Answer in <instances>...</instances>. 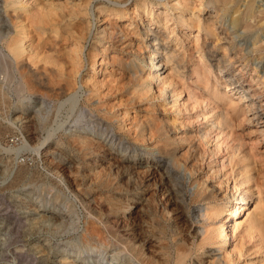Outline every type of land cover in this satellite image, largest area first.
<instances>
[{"label":"rangeland","instance_id":"1","mask_svg":"<svg viewBox=\"0 0 264 264\" xmlns=\"http://www.w3.org/2000/svg\"><path fill=\"white\" fill-rule=\"evenodd\" d=\"M143 1L17 0L19 7L22 5L17 8L21 16L14 22L20 21L29 33L24 40V61L44 65V58L55 56L57 73L73 86L65 98L74 94L76 106L73 110L67 103L61 106L64 99L48 97L50 91L44 88L18 90L17 80L7 83L0 66V264H100V251L106 254L105 260L116 264H143L147 257L156 264H175L180 253L184 264H264V59L249 53L254 43L264 39V20L258 22L259 31L252 38H236L242 53L250 54L244 60L247 66L242 75L260 97L253 100L255 109L248 106L249 99L238 104L232 112L236 115L232 136L223 143V137L217 139V131H211L210 124L212 115L219 112L216 102L223 108L230 102L227 98L217 101L226 91L225 84L215 81L214 73L206 79L201 65L192 63L198 56L193 55L197 28L182 31L180 21L168 23L167 28L173 30L169 45L178 49L181 59L185 57V69H181L184 78L172 73L173 85L166 93L156 82L146 91L135 88V82L147 74L150 49L134 34L136 28H142L138 18L132 26L126 20L134 18ZM151 1L156 4L152 15L161 20V29L166 16H183L190 25H197L201 19L203 29L198 39L211 43L212 50L221 54L226 44L222 31L226 26L232 33L231 20L240 14L232 12L233 16L218 19L211 27L214 14L206 6L198 7L196 0H189L187 7L178 5L177 0ZM248 1L240 2L241 11ZM263 3L256 0L255 11L263 9ZM0 9H5L4 0H0ZM116 12L119 14L113 16ZM37 21L47 26L67 25L85 37L75 40L64 32L56 35L51 29L41 34L32 26ZM8 23L7 27L0 26L1 31L15 32V24ZM140 32L143 35L144 31ZM1 49L8 53L6 47ZM230 63L232 69L240 64ZM164 71L163 76L169 73ZM237 96L232 98L240 102ZM150 123L162 127V140L167 139L172 149L169 156L156 152L148 132ZM139 131L146 136L144 140L139 139ZM84 140L97 144L83 152L78 147ZM55 167L59 170H53ZM19 170L27 172L22 181L15 180ZM99 176L112 181L109 192L99 186ZM243 178L248 179L247 187L255 194L237 221L239 227L231 244L208 243L207 229L220 222L207 220L203 214L207 208L231 202L235 194L232 186ZM206 196L210 199L203 200ZM94 197L102 205L120 208L111 213L120 223L117 242L102 226L97 236L92 233L99 224L92 225L94 218L88 213H95ZM251 217L256 228L247 231ZM226 219L224 215L220 221ZM15 221L26 225L8 244L4 228ZM80 251H84L82 255Z\"/></svg>","mask_w":264,"mask_h":264},{"label":"bare ground","instance_id":"2","mask_svg":"<svg viewBox=\"0 0 264 264\" xmlns=\"http://www.w3.org/2000/svg\"><path fill=\"white\" fill-rule=\"evenodd\" d=\"M241 1L242 0H196V1H194V3H196V5L198 7H205L206 6L214 14L212 16L210 14V16L212 18H214V22H212L211 27H215L218 24V19L222 18L221 21H223L224 17L228 18L232 12L235 14L238 12L240 13L239 16H236V17L234 16L235 18H232V20H231L232 28L234 29V31H232V33H229L228 29L225 28L226 26L224 27V29L222 31L223 33H222L221 39L226 43L225 45L222 46V54H221V51H220V53L217 51H213L212 50L213 47L211 46V43H207L206 40L203 41V43H201L200 40L198 39L199 33L203 29L202 25L200 23L201 19H199V22L197 25H195V24L190 25L188 23V20L185 19L183 16L177 17V18H173V17L169 18L166 16L165 25H162V26H164V30L161 29V26H160V24L162 23L161 20H159L158 18H155V16L152 15V11L156 7V4L151 0L150 1H148V0L143 1L141 6H137V10L135 11L134 18H131V19L128 18L126 20V21L130 22L129 26H132L134 24L135 18H138V21L140 22V25L142 28H136L135 27L137 29V31H134V34L136 35V37L140 36L141 40L145 44H147V47L150 49V54L148 56L149 65L147 66V72H146L147 74H146V76H143L142 79H140L139 81L136 80L137 82H135V88L138 89L140 92L146 91L150 83L156 82V83H158V85L162 84L164 86L163 92L166 93V91L169 89V87H171L173 85V83L171 81L172 73L173 74L176 73L179 77L181 76L182 78L185 77L183 72H181V69H185V65H184V58L185 57L183 59H181L180 55L178 53V49L177 48L173 49V47H171V45H169L170 38L173 37L172 36L173 30H170L169 28H167L168 23L173 21V24H175L178 21H180V26L182 28V31H184V30H188V31L191 30L192 31L193 28H197L198 33H197L196 38H195L194 43H193V50H194L193 55L198 54V56L192 58V61H193L192 63L197 62L198 64L201 65L202 69L204 70V75H206V79L209 77L210 74L214 73L215 81H217V82L220 81V82L225 84L224 86H225L226 91L224 92V94H221L220 96H218V98L217 97L216 98H217L218 102L219 101L221 102V100H223V98H227L230 102V103H228V105H229L228 108L220 107V105L216 102L215 106L219 110V112L217 114H213L212 115V122L210 121L211 124L209 122L210 127H211L210 129H212L211 131H213V129H215V131H217V139L222 136L224 139L223 143L226 140L228 141L229 138H231V136H232V134H231L232 130H230V129L233 126L232 123L234 121V117L236 116V115L234 116V113H232V112L235 111L238 104L241 102H245V101H247V99H249L248 101L251 103H249L250 105H248V106L251 107V109H255L254 107L256 104H255V101H253V100L260 97L258 93H254L253 92L254 90L251 89V83L250 84H248V82L246 83L242 73L245 71L246 66H247V63L244 62V60L247 58V55L257 54V55L262 57V60L264 59V39H262V41L260 43L257 42V43L253 44V48L249 52L250 54L249 53L244 54V53H242L243 49L238 48L240 46L237 45L236 38H239V40H240L241 38H245L248 36L251 37L256 31H259L257 24H258V22L264 20V8L260 9L259 11H255L256 0H249L244 6L245 9L241 11V6H240ZM262 1H264V0H262ZM188 2H189V0H177L178 5L185 6V7H187ZM4 5H5V9L4 10L0 9V26L1 27L2 26L7 27L9 25L8 22H11L12 25L15 24L14 29L16 28L15 32L12 29H7L6 31L3 32V31H1V28H0V63H1L0 66H1L2 74L4 75V78L7 79V83H8V80H11V81L17 80L18 90L22 89L23 92L25 89L30 90V91H34V90L37 91L38 88L47 89L50 91L49 92L50 94L47 92L49 95L46 94L48 97H55L58 101L61 99H64L62 102H60V105L61 106L64 104L66 105V103H67L68 106L71 108V110H73L76 106V101H75L76 99L74 97V94L73 95L68 94L69 96H67L65 98L66 92L68 90L72 89L73 86L71 85V82H69L68 79H67L68 80L67 81L66 79H64L63 75L57 73L56 70H58V69H56V67L58 66L59 62H58V60H56V58H54L55 56L50 55V56L44 58V60H43L44 65H36L34 63H30L31 61L29 62V64H27L24 61V56H25V52H26V47L24 46V40L28 37L29 33L25 31V26H23L20 21L17 24L14 22V21L18 20L19 17L21 16L20 14L17 13V8L22 7V5H20V7H19V5L17 4V0H4ZM165 6L167 7V4H165ZM262 6H264V3L262 4ZM9 9H14L13 13H11V11H9ZM107 11H109V10H107ZM118 14H119V12L113 13V16H117ZM248 15L251 16L252 19H254L253 20L254 24H252L248 21L249 20V19H247V18H249ZM231 16H233V15H231ZM198 18H200V17H198ZM222 24H224V23L221 22L220 25H222ZM32 26L37 31H40L41 34H45L48 31V29H51V31L53 33H55L56 35L60 34L61 32H64L66 34H69L68 35L69 37L75 38V40L82 39L85 37V34H83L81 32H80V34H77L72 29H69L67 27V25L64 28L60 27L58 24H54L53 26H51V25L47 26L44 24L43 21H37V22H33ZM208 28H210V26L204 28V30L207 31ZM174 29H176V28H174ZM262 29H263L262 31L264 34V26ZM141 30L144 31L143 35H141V33H142V32H140ZM214 34L215 33H212L211 36L216 35V34L215 35ZM215 37H216V39H218L217 38L218 36H215ZM202 44H205L206 48H203ZM2 46L6 47L8 53L3 52V50L1 49ZM229 52H230V55H229ZM227 57H229V58L227 59ZM230 61H235V63H240L239 67L236 69H232V64L230 63ZM49 63L52 65V67H48L47 64H49ZM96 65H97V63H95V65H94L95 68H96ZM132 65H134V64H132ZM132 65H131V67H132ZM164 69L169 70V73L167 75L163 76V74L165 73V71L163 72ZM197 70H199V68H196V70L194 72L197 73ZM96 71H98V68L95 69V72ZM253 71L257 72L256 69L255 70L253 69ZM75 73L77 74L78 70H77V72L75 70ZM0 76H1V74H0ZM70 76H73V74H71ZM72 81H73V77H72ZM262 81L264 82L263 77H262ZM74 84H76V83H73V85ZM14 85H16V84H14ZM17 86H16V88H17ZM1 92H2V90H1ZM42 92H45V90ZM26 93H27V91H26ZM229 93H232V95L229 96ZM214 94H216V92H214ZM43 95H45V94L43 93ZM235 95H238L236 99H238L240 102H235L233 100L232 96H235ZM214 102H215V100H214ZM57 107H58V105H57ZM258 107H261V106L258 105ZM85 108H87V106ZM213 108H212V110H213ZM242 121L244 123L246 120L243 119ZM58 124H60V123H58ZM61 125H59L57 128H59ZM147 126H149L148 132L150 135V140H152V141L154 140L153 144H154V148L157 150L156 152H158L160 155H162L164 157L169 156L172 153V149H171V145L167 141V139L162 140L164 137V131H163L162 127H160V126L158 127L156 125H153V123L151 125L147 124ZM226 131H228V132L226 133ZM103 134H105V133H103ZM207 134H208V131H207ZM138 135H140V137H141V138L137 137L139 139L144 140L146 137V136H144L142 131L141 132L139 131ZM109 136H110L109 134H106V138ZM112 139H113V135L110 136V140H112ZM160 139H161V141H160ZM150 140L148 139V141H150ZM139 141L141 142L142 140H139ZM232 141H234V140H232ZM76 142L79 143V141H77V140H76ZM93 143H91L90 141L84 140V142H80V145L75 144V143H73V144L75 146L79 145L78 149L80 151L84 152L88 149H91V147H95L93 145ZM221 145H222V143H221ZM75 146H74V148H75ZM219 146L220 145H217V147H219ZM99 147H100V145H99ZM94 149H93V151H94ZM100 150H102V149H100ZM91 158H93V157H91ZM170 160H172V159H170ZM118 165H121V164H118ZM58 167H59V165H58ZM58 167L53 168V170H57ZM61 168H63V167H61ZM26 173H27L26 171L19 170V172H17L15 180L16 181H22L25 178ZM98 175H100V174H98ZM110 175H111V173H110ZM110 177H112V175ZM98 178H99V180H98L99 186L103 190L108 189V192H109V189L111 187H113L112 181L110 182L109 180H103L101 178V176H99ZM247 178H243L238 183L233 184L232 191L234 190L235 194L232 195L233 200L231 202H227L225 205L216 206L212 209L211 208L206 209V211L203 215L207 218V220L214 221L217 219L220 222L219 225L213 226L212 230L207 229L206 240L208 243L214 244L216 242H219L222 246L231 244L233 232L236 231L239 227V222L237 223V221H239V219H241V215H242L243 211L246 209L248 203L254 199L253 197H254L255 193L251 192L250 189L247 187V184H248ZM260 195H261V191L258 190V197L257 198H259V201H261L263 199L262 196L260 197ZM94 198H95V200H94V202H95L94 212L95 213L93 214L90 210L88 213L91 216H93V218H94V220H92L90 223L94 226L97 222L99 224L98 225L96 224V227L93 228L94 231L92 233H94V235L97 236L96 233L97 232L100 233L101 226H102L104 228L105 234H108L109 237L112 239H115V241L119 240L120 235H117L118 234L117 228H118L119 220L117 218H111V213L116 212L120 208H117V207L112 206V205H111L112 207L106 206L105 204L102 205V203L100 201H98L96 199V197H94ZM106 198H108V197H106ZM101 199H102V197L100 198V200ZM112 199L113 198L109 196L108 200L112 201ZM202 199H203V197H202ZM209 199L210 198L206 196L203 200H209ZM24 204H25V206L28 205L27 203H24ZM124 207H126V205ZM5 209H7V208H5ZM92 209H93V207H92ZM229 209L231 210V212L229 214H226ZM224 215H225V217H227V219L224 222H222V221H220V218ZM63 222L65 223V221H63ZM24 224L25 223H22V221H18V222L15 221V222L10 223L8 226L6 225L4 230L9 235L8 244L11 241V238L13 239L15 237V235L20 234L23 231L22 229H24V227H25V226H23ZM67 225H69V224H67ZM247 225H248L246 228L247 231H249V230L253 231V229L256 228V223H255L253 217H251L248 220ZM64 229H66V228H64ZM178 231H180V230H178ZM123 233H125V232H123ZM100 235H102V236L104 235L103 230H102V233ZM102 236H101V238H102ZM129 239H130V237H129ZM129 239H127V240H129ZM141 251L139 253H141ZM83 252L84 251H80V254L82 255ZM87 252H91V251L88 250ZM99 256H100V259H99L100 264H106V263L116 264L115 263L116 261H113L112 259L110 261L105 260L106 254L104 253V251H100ZM135 256H137V255H135ZM146 260L143 259L142 263L143 264H156L155 261L148 259V257ZM61 263H62V261H61ZM175 264H184V255L183 254H181V253L177 254V256L175 258Z\"/></svg>","mask_w":264,"mask_h":264}]
</instances>
